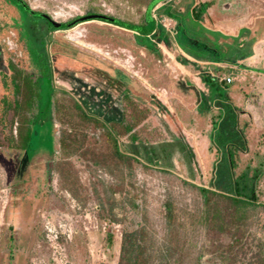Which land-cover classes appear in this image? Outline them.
Returning a JSON list of instances; mask_svg holds the SVG:
<instances>
[{
    "label": "rangeland",
    "instance_id": "374dc122",
    "mask_svg": "<svg viewBox=\"0 0 264 264\" xmlns=\"http://www.w3.org/2000/svg\"><path fill=\"white\" fill-rule=\"evenodd\" d=\"M26 1L60 22L96 12L141 23L148 8L144 0ZM189 1L168 3L176 10ZM237 1L252 16L264 14V0ZM162 3L150 10L159 32L150 48L134 30L99 19L51 31L49 107L40 103L30 110L14 107L25 96L16 92L9 66L34 78L41 70L27 41L24 12L0 0V264H119L126 228L143 229L154 250L160 245L167 200L191 223L178 263L196 264L199 253L201 264H260L264 258V82L249 75L242 87L238 78L229 84L232 93L207 83L205 89L204 70L180 69L184 53ZM257 22L263 25L264 18ZM237 72L224 67L219 74ZM125 94L146 117L119 135L121 149L136 159L114 173V161H96L93 128L86 132L68 111L77 101L107 122H133L140 112ZM231 97L250 100L252 109L243 105L241 115V107L224 105ZM42 110L52 118V132L44 121L33 123L26 149L22 134ZM143 146L156 148L155 161L144 157ZM200 186L233 188L254 202L247 211L245 257L239 248L235 260H221L216 245L227 238L200 223Z\"/></svg>",
    "mask_w": 264,
    "mask_h": 264
},
{
    "label": "trees",
    "instance_id": "16d2710c",
    "mask_svg": "<svg viewBox=\"0 0 264 264\" xmlns=\"http://www.w3.org/2000/svg\"><path fill=\"white\" fill-rule=\"evenodd\" d=\"M160 0H144L148 8L157 4ZM215 0H211L214 2ZM205 2L201 6L204 8L210 3ZM145 13L143 21L141 23H131L132 26H127L134 30H138L143 36H145V45L150 48L153 43L146 35L151 34L155 28L158 27L156 19L152 16L151 11ZM152 9V8H151ZM162 13L175 17L178 20V27L180 31L188 29V32L197 34L196 31H190L189 23H184V16H181L171 10L170 5H166L161 9ZM187 19V18H186ZM188 20V19H187ZM189 20H192L189 19ZM151 22H154V26L150 27ZM192 22V21H191ZM184 23V24H183ZM193 28L199 23L194 21ZM123 25V24H122ZM126 26V25H125ZM201 29H205L200 24L198 25ZM163 28V26L161 27ZM161 28L159 30H161ZM192 28V27H191ZM164 29V28H163ZM194 32V33H193ZM177 38L180 37L178 36ZM182 43V41H181ZM194 44L198 43V40L193 41ZM197 45L202 46V43ZM33 50V55L38 62L39 68H41V75L34 78L29 72H24L10 65L9 68L13 70L12 82L17 93L24 92L25 99L16 100L14 107L25 108L33 110L36 106L38 108L49 107V100L53 90L52 87V66L46 55L43 52ZM41 66V67H40ZM47 77V85L44 86V78ZM24 89V90H22ZM47 94V96H45ZM124 99L132 106L133 111H138L139 116L137 120L133 122H118L110 121L107 122L100 119L94 114L89 113L85 108L77 101H74L73 109L70 108L68 113L76 116L79 119V124L82 128L86 129V132L90 127L95 131L93 142L96 147V161L99 163L102 159L109 165L110 161H114L115 167L109 168L111 172L117 173L123 170V165H131L135 154L124 152L119 143V135L130 133L138 122L146 117V113L143 110L137 109V103L131 95L125 94ZM40 103H43L42 105ZM48 104V105H46ZM10 105L11 104H7ZM74 113V114H72ZM44 121L51 127L52 132V118L49 114H45V111H40L37 116L30 119L29 125L26 128V132L22 134V147L26 149L30 146V138L32 133V124ZM145 147V146H143ZM144 157L149 161H155L156 148L152 147L151 151L144 148ZM165 150V149H163ZM155 153V154H154ZM200 192L204 198V208L200 215V223L206 226L208 231L211 233H218L226 237V240L217 243V253L220 255L222 261L235 260L239 251L245 257V224L247 221V211L254 202L248 198L242 197L237 193L231 191L216 190L210 187L200 186ZM164 218L166 224V233L160 243V245L154 250L146 244V237L143 229L139 227L126 228L123 233L121 254L119 264H182L178 261L182 260L185 255L187 248L183 241V236L186 229L191 224L189 218L183 215H179L175 203L172 200L164 202ZM244 244V246H242ZM202 253H199L196 257V264H201L200 259ZM242 258V257H241ZM180 259V260H179ZM221 264V263H220ZM260 264H264V258L261 257Z\"/></svg>",
    "mask_w": 264,
    "mask_h": 264
},
{
    "label": "crops",
    "instance_id": "0c3cea01",
    "mask_svg": "<svg viewBox=\"0 0 264 264\" xmlns=\"http://www.w3.org/2000/svg\"><path fill=\"white\" fill-rule=\"evenodd\" d=\"M160 1H163L161 8L170 5L173 12L186 17L187 21L190 22L191 31H196V27L193 28L194 21L205 28L201 30L200 34L194 32L192 34L188 32V29L180 31L177 29L178 20L162 13L175 21L174 38L177 40L180 50L184 53L183 57L185 59L184 63L177 60L180 69L183 67L188 72L190 70L191 72L193 70L197 71L196 68H201V71L204 70L207 73L206 81L203 82L205 89L209 87L206 86L207 83L212 84L211 86L216 90L233 92V88L229 86L231 82H226L224 80L225 76L219 74L224 67L232 69L236 67L239 72L245 73L244 77L240 79V87L243 86L244 79L249 75L255 79L260 78L264 82V24L258 25L257 22L258 19L264 18V14L250 15V13L244 11L241 3L237 0H215L214 2H211V0H190L176 10H173L172 4L168 3L170 0L167 2L166 0ZM209 1L211 3L205 8L201 6ZM191 18L192 20H189ZM157 30L155 28L151 34L146 35L147 38L152 40L155 35L159 34ZM134 31L145 37L138 30ZM178 36L182 43L177 38ZM195 40L202 43V46L194 44L196 48L193 47L191 41ZM198 78L200 79V77ZM215 96L218 97V93ZM200 101H197L196 104L199 105ZM224 105L241 107V115H244L246 108L243 105L250 109L253 104L250 100L242 97H231L230 99H224Z\"/></svg>",
    "mask_w": 264,
    "mask_h": 264
},
{
    "label": "flooded vegetation",
    "instance_id": "af4514ba",
    "mask_svg": "<svg viewBox=\"0 0 264 264\" xmlns=\"http://www.w3.org/2000/svg\"><path fill=\"white\" fill-rule=\"evenodd\" d=\"M11 1L15 5L20 7L25 14L26 23L24 24V29H25V32L27 35V41H28L30 48H33L36 51L38 50L39 52H43L46 55V57L48 58L51 66H52V63H51V59L49 56L48 48L46 46V42H47L48 36L50 35L51 31H53L55 29H59V28H67V27L69 28V27H72V26H74L80 22L90 21V20H94V19L108 21V22L114 23L118 26H123V27L127 28V26L122 25L119 22L108 20V19H102V18H90V19H86V20H79L78 18L80 16L74 17V18L67 20V21L60 22V21L54 20L48 13H46L44 11L33 9L27 3L26 0H11ZM91 13H96V12H91ZM91 13H86V14H91ZM86 14H84V15H86ZM81 16H83V15H81ZM117 19H119V18H117ZM119 20H121V19H119ZM123 21H125V20H123ZM30 51L33 52L32 49ZM37 60L40 61L41 58L37 59ZM12 65H14V64H12ZM40 70H41V68H40ZM40 73H41V71H40ZM42 77L44 78L43 83L45 86V85H47L48 80H47L46 76H43V74H42ZM52 81H53V66H52ZM45 96H47V94H45Z\"/></svg>",
    "mask_w": 264,
    "mask_h": 264
},
{
    "label": "water",
    "instance_id": "95a60500",
    "mask_svg": "<svg viewBox=\"0 0 264 264\" xmlns=\"http://www.w3.org/2000/svg\"><path fill=\"white\" fill-rule=\"evenodd\" d=\"M151 5L150 7L148 8V12H150L151 10ZM90 18H102V19H108V20H112V21H116V22H119L123 25H126V26H132V24L130 22H127V21H123V20H119L113 16H110V15H107V14H103V13H91V14H86V15H83V16H80L78 19L79 20H86V19H90Z\"/></svg>",
    "mask_w": 264,
    "mask_h": 264
},
{
    "label": "built area",
    "instance_id": "2783aa9c",
    "mask_svg": "<svg viewBox=\"0 0 264 264\" xmlns=\"http://www.w3.org/2000/svg\"><path fill=\"white\" fill-rule=\"evenodd\" d=\"M245 73L244 72H239L235 76H225L224 80L228 83L232 82L234 79H242L244 77Z\"/></svg>",
    "mask_w": 264,
    "mask_h": 264
}]
</instances>
